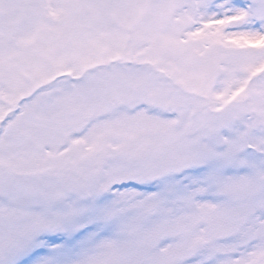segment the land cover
<instances>
[{
    "label": "snow or ice",
    "instance_id": "snow-or-ice-1",
    "mask_svg": "<svg viewBox=\"0 0 264 264\" xmlns=\"http://www.w3.org/2000/svg\"><path fill=\"white\" fill-rule=\"evenodd\" d=\"M0 264H264V0H0Z\"/></svg>",
    "mask_w": 264,
    "mask_h": 264
}]
</instances>
